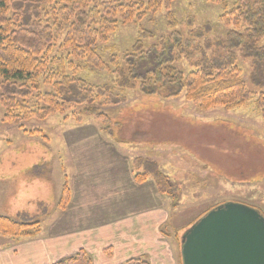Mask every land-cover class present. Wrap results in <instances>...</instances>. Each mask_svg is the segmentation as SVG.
<instances>
[{
	"label": "rangeland",
	"instance_id": "374dc122",
	"mask_svg": "<svg viewBox=\"0 0 264 264\" xmlns=\"http://www.w3.org/2000/svg\"><path fill=\"white\" fill-rule=\"evenodd\" d=\"M237 1L226 0L228 9ZM223 11L222 6L205 0H176L169 10L162 8L141 21L119 24L104 43L98 44L97 53L106 62L116 56L123 67L122 58L130 53L140 30L151 34L142 40L144 51L174 32L183 41L202 45V39L193 35L205 24L211 25L212 33L204 38L224 40L230 29L219 22ZM169 14L178 23L175 29L165 23ZM258 46L264 47V39ZM215 52L213 49L208 54ZM234 53L251 93L249 102L234 110L200 111L183 96L165 98L163 92L144 95L137 87L118 90L112 84L114 68L100 72L81 60L74 62L80 70L76 74L67 70L66 75L91 85L113 87L114 93L125 99L119 105L100 108L111 120L110 133L105 131L107 126L93 117H81L77 122L72 117L78 113L76 110L44 120L32 118L22 127L6 124L0 105V214L18 222H39L44 231L58 215L57 202L63 184L72 182L75 171L68 158L75 155V144L83 138L122 145L129 150L132 160L150 159L169 178L173 195L165 198L168 224L160 231L167 235V249L175 264H181V237L205 211L238 203L264 215V118L255 106L259 94L264 95V86L250 81L251 62L242 61L238 50ZM54 54L67 58L68 52L54 49ZM173 66L184 75L191 71L184 59ZM257 78L263 80L259 73ZM49 90L43 86L40 91ZM36 130L41 134H32ZM12 242L13 239L0 236V250Z\"/></svg>",
	"mask_w": 264,
	"mask_h": 264
},
{
	"label": "trees",
	"instance_id": "16d2710c",
	"mask_svg": "<svg viewBox=\"0 0 264 264\" xmlns=\"http://www.w3.org/2000/svg\"><path fill=\"white\" fill-rule=\"evenodd\" d=\"M176 0H0V105L2 121L19 125L32 118L47 117L76 110L72 117H93L110 133L111 120L100 112L101 107L116 106L124 98L114 93L135 87L144 95L163 92L165 98H178L194 105L200 111L215 108L234 110L246 105L251 98L237 66L238 50L242 61H250V81L264 86V0H238L228 9L226 0H205L223 7L219 22L230 30L224 40L204 38L212 27L203 25L193 35L202 39V45L182 40L178 33L159 40L147 51L142 40L151 37L140 30L130 53L119 66L116 56L108 62L97 53L98 44L106 41L119 24L141 21L146 15H155L162 8L169 10ZM166 25L175 29L177 21L171 14ZM61 41L58 48L57 43ZM57 51H67V58L58 57ZM215 49L214 55H209ZM184 59L191 71L184 75L173 64ZM84 61L100 72L114 68L113 87L95 86L85 80L66 75L76 74ZM261 75L263 79L258 80ZM51 90L42 93L41 87ZM255 106L264 118V95L259 94ZM32 134H41L40 130ZM136 184L150 180L161 196L171 197L173 187L158 164L150 159L136 158L131 162ZM70 187L63 184L57 208L64 211L70 202ZM214 208V207H213ZM211 208V209H213ZM205 211L199 218L205 215ZM198 218V219H199ZM197 219V220H198ZM39 222H18L0 214V236L13 241L39 235ZM53 264H92L83 250L72 257ZM123 264H149L140 259H129Z\"/></svg>",
	"mask_w": 264,
	"mask_h": 264
},
{
	"label": "crops",
	"instance_id": "0c3cea01",
	"mask_svg": "<svg viewBox=\"0 0 264 264\" xmlns=\"http://www.w3.org/2000/svg\"><path fill=\"white\" fill-rule=\"evenodd\" d=\"M81 139L68 158L75 171L69 204L36 237L6 244L0 264H53L80 250L92 264H175L160 231L168 224L167 197L150 180L134 182L128 149Z\"/></svg>",
	"mask_w": 264,
	"mask_h": 264
},
{
	"label": "water",
	"instance_id": "95a60500",
	"mask_svg": "<svg viewBox=\"0 0 264 264\" xmlns=\"http://www.w3.org/2000/svg\"><path fill=\"white\" fill-rule=\"evenodd\" d=\"M182 264H264V216L238 203L219 205L181 237Z\"/></svg>",
	"mask_w": 264,
	"mask_h": 264
}]
</instances>
